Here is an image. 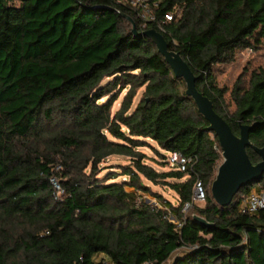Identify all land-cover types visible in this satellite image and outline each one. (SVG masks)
I'll return each mask as SVG.
<instances>
[{"label":"trees","instance_id":"obj_1","mask_svg":"<svg viewBox=\"0 0 264 264\" xmlns=\"http://www.w3.org/2000/svg\"><path fill=\"white\" fill-rule=\"evenodd\" d=\"M144 2L152 19L143 22L141 7L122 0H0V264H94L99 253L163 264L180 248L170 264H264V209L238 207L251 186L227 206L214 201L217 138L183 79L123 16L159 32L232 132L255 123L249 140L264 149V68L237 77L232 111L215 74L264 42V0ZM147 140L196 160L185 172L157 171L139 150ZM113 155L129 159L127 182L97 176ZM142 178L173 190L176 204L158 193L159 207L137 201V190L150 192ZM196 180L204 205L182 211Z\"/></svg>","mask_w":264,"mask_h":264},{"label":"water","instance_id":"obj_2","mask_svg":"<svg viewBox=\"0 0 264 264\" xmlns=\"http://www.w3.org/2000/svg\"><path fill=\"white\" fill-rule=\"evenodd\" d=\"M123 16L128 21L134 36L143 35L150 38L170 66L174 76L183 79L186 95L191 97L198 112L208 122L207 130L215 134L221 149V162L216 167L210 192L218 205H229L242 187L259 181L264 174V149L254 146L249 140V131L252 130L255 123L240 124L238 135L234 134L228 123L214 111L211 100L197 90L195 86L197 77L179 53L169 50L163 36L156 30L148 28L140 32L129 16ZM248 146L252 147L260 157V160L255 164L250 161L247 155L246 147ZM194 219L204 226H212V223L202 217L195 215Z\"/></svg>","mask_w":264,"mask_h":264},{"label":"rangeland","instance_id":"obj_3","mask_svg":"<svg viewBox=\"0 0 264 264\" xmlns=\"http://www.w3.org/2000/svg\"><path fill=\"white\" fill-rule=\"evenodd\" d=\"M264 68V42L259 45L257 48H247L243 50H238L235 53L234 60L228 64H222L215 67L216 81L219 86H225L227 91L225 93V102L230 111L234 109V103L230 96V89L232 88L233 83L238 76L241 75L243 80L249 78V74L252 70L258 68ZM137 99V98H136ZM120 102V98L113 104L112 110L114 111ZM151 146H142L139 147V150L145 155V163L152 166L157 171L169 170V165L165 160V157L168 155V152L158 148L155 142L147 140ZM164 156V159L159 154ZM221 162V159L218 163ZM129 159L127 157L113 155L107 158V160L102 163V170L97 175L98 177L105 179L106 177L113 176L112 179H108L107 182H127L128 176L123 175L121 166L128 165ZM117 172V174H115ZM142 182L149 187L150 192L148 191H136L137 201L141 200L143 203L148 204L152 207H159L158 199L152 193H158L162 197L170 200L172 203L176 204V194L173 190L168 187H164L161 184H153L142 178ZM259 181L250 184L251 189H255L259 185ZM125 190L131 191V188L125 186ZM205 200L195 202L197 206H203ZM190 209V208H189ZM187 209L185 212H188ZM169 219L173 221V218L169 216ZM185 248H180L175 250L170 257L163 264H170L173 258L177 255L183 254Z\"/></svg>","mask_w":264,"mask_h":264},{"label":"built area","instance_id":"obj_4","mask_svg":"<svg viewBox=\"0 0 264 264\" xmlns=\"http://www.w3.org/2000/svg\"><path fill=\"white\" fill-rule=\"evenodd\" d=\"M129 5L141 7L139 14L140 18L144 22L145 20L152 19L149 14V10L144 0H122ZM166 19H170V15H165ZM212 138V134H210ZM168 155L165 157L169 168L176 169L181 172L187 171L188 167H191L195 162V157L182 155L178 151H167ZM55 184V183H54ZM55 187L58 186L55 184ZM205 199V190L199 180H196L193 186V196L191 202H187L183 205L182 211H186L191 208L195 202L203 201ZM239 210L241 212L255 213L260 209H264V187H257L252 189L248 194L244 195L239 203ZM94 264H115L110 257L105 253L97 254L93 259ZM79 264V263H74Z\"/></svg>","mask_w":264,"mask_h":264}]
</instances>
